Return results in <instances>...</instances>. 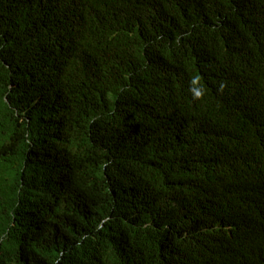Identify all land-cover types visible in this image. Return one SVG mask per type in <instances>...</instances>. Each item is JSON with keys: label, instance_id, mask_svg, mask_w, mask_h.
I'll list each match as a JSON object with an SVG mask.
<instances>
[{"label": "trees", "instance_id": "obj_1", "mask_svg": "<svg viewBox=\"0 0 264 264\" xmlns=\"http://www.w3.org/2000/svg\"><path fill=\"white\" fill-rule=\"evenodd\" d=\"M0 264H264V0H0Z\"/></svg>", "mask_w": 264, "mask_h": 264}]
</instances>
